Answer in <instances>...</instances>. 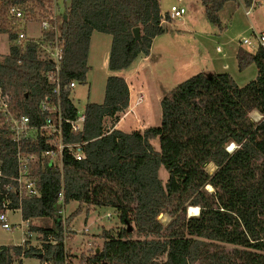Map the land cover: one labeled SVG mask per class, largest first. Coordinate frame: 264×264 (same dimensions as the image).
<instances>
[{
    "label": "trees",
    "instance_id": "1",
    "mask_svg": "<svg viewBox=\"0 0 264 264\" xmlns=\"http://www.w3.org/2000/svg\"><path fill=\"white\" fill-rule=\"evenodd\" d=\"M68 1L61 17L62 87L86 80L93 33L111 37L108 69L124 71L150 55L153 39L171 21L166 16L161 22L159 0ZM232 1L249 8L253 0H199L218 29L219 12ZM12 4L32 16L48 7L43 0L0 5V34L10 43L8 54L0 56V87L33 116L38 100L51 89L40 74L49 65L38 59L33 42H15L17 25L7 15ZM134 28L139 41L132 36ZM236 51L238 70L256 67L253 81L239 87L227 73L199 72L162 95L160 125L142 133L103 129L104 119L125 112L129 104L126 79L109 76L102 103L85 105L84 131L68 140L86 143L85 159H65L62 174L57 169L41 174L40 196L22 199V220L49 218L54 228L29 226L41 235V248L29 241L0 245V264H22V258L38 254L42 263H66L55 206L61 189L65 203H78L69 219L83 207H105L123 225L115 236L105 234L99 251L82 258V264H264V48ZM61 93L62 109L73 118L70 93L63 88ZM254 110L261 118L253 122L249 113ZM4 142L0 138L5 162L11 164ZM230 145L235 148L228 151ZM209 164L215 167L212 173L206 170ZM162 167L165 184L158 178ZM189 206L199 208L196 216H187ZM165 214L170 221L163 225L157 217Z\"/></svg>",
    "mask_w": 264,
    "mask_h": 264
},
{
    "label": "rangeland",
    "instance_id": "2",
    "mask_svg": "<svg viewBox=\"0 0 264 264\" xmlns=\"http://www.w3.org/2000/svg\"><path fill=\"white\" fill-rule=\"evenodd\" d=\"M0 0V5L2 4ZM46 4V9L42 11L35 9L36 17L49 14L52 11L51 0H43ZM176 0H161V9L167 12L171 5L175 4ZM186 7V13L183 18L176 21H171V26L165 23L166 30L160 34V38L154 41L150 50V55L146 59L145 56L138 57L130 67L124 71L112 72L108 69V58L110 45L108 43L104 46L102 43L99 45L93 43L92 57L88 62V71L86 80L77 83L76 87L71 91L70 100L73 106L82 111L86 104L96 103L101 104L104 96V87L106 79L109 76H118L124 78L130 86L132 92V104L134 111L131 115H126L125 112L118 113L114 117H107L103 121V129L107 130L119 129L123 132H144L146 128L158 127L160 125L161 109L159 102L163 94L168 93L180 82L194 76L202 71H208V65H215L212 68L215 70L220 67L223 56L231 53L237 46H240V41L243 38H248L252 32L251 26L255 32L264 31V0H253L249 8L238 4V1H232L226 8L221 11V28L218 29L209 23L204 15L203 7L199 0H183ZM69 3L68 0H57V8L53 10L60 16ZM49 4V5H48ZM228 4V3H227ZM249 11V15L245 14ZM220 13V12H219ZM26 17L30 18L31 15L26 13ZM165 14V13H164ZM232 18V20H231ZM19 24L16 26L17 30H22L29 36L37 37L38 23L36 21L30 24ZM99 36H110L97 33ZM111 38V37H110ZM9 40L5 34H0V56L8 54ZM216 48L219 52H216ZM251 51V49L244 47ZM212 61L211 64L208 61ZM229 62V61H228ZM230 66L227 74L230 75L237 86L242 87L247 83L253 81L257 75V69L253 65L248 66L245 70L240 71L236 66V62H229ZM218 66V67H216ZM221 70V69H219ZM216 71V70H215ZM226 73V72H224ZM254 110L249 113L250 120L258 121L261 115L257 114ZM153 146L158 148L156 141ZM231 147V145L229 146ZM233 147V146H232ZM207 172L212 173L215 167L210 164L206 167ZM159 180L165 184L167 179V171L162 167L158 172ZM211 187V186H210ZM207 190L211 191L212 188L207 186ZM66 207V226L65 233V253L66 264H82L81 259H85L92 254L96 249H100L103 244V236L105 234L115 236L117 232L123 228V225L117 220L116 214L111 208H95L87 209L83 207L81 212L72 219L70 216L77 208L74 201L69 202ZM72 203V204H71ZM189 206L187 209V216L189 214ZM194 207V206H193ZM197 211L198 207H195ZM196 211V215H197ZM106 214H110L108 219ZM195 215V216H196ZM157 219L163 224H167L170 219L165 215H159ZM21 220L20 214H8V223L12 226L17 225ZM51 220V219H50ZM74 220V221H73ZM75 222V224H74ZM33 224H42L44 226L54 225V222L46 218H36ZM81 235L79 239L72 238V227ZM29 226H25V230ZM18 227L10 229L9 231L2 230L0 227V244L18 243L22 237L21 231ZM36 227V226H35ZM125 227V226H124ZM88 229V232L84 230ZM100 232L98 235L93 233ZM87 233V234H86ZM87 236V239L82 236ZM34 246L39 247L41 241L36 238L32 242ZM23 264H43L37 258H26Z\"/></svg>",
    "mask_w": 264,
    "mask_h": 264
},
{
    "label": "built area",
    "instance_id": "3",
    "mask_svg": "<svg viewBox=\"0 0 264 264\" xmlns=\"http://www.w3.org/2000/svg\"><path fill=\"white\" fill-rule=\"evenodd\" d=\"M50 3L53 6L52 11L50 10L49 14L39 17H36L37 13H35L33 16L30 14L31 17L27 18L24 10L16 4L7 8L8 17L17 26L27 22L30 24L32 21L38 23L37 37L29 36L24 31L16 29L15 42L21 45L33 42L36 45L38 59L49 65V68L41 70L40 74L47 85L51 87L49 94L38 100L36 113L33 116L22 112L14 103L13 95L0 87V138L10 146L11 150V164H9L5 162L4 147L0 146V227L5 231L12 230L15 226L18 227L8 223V214L18 212L21 218L18 228L20 230L24 228L21 231L22 237L19 245H23L27 241L26 238L31 236L29 228L25 230V226L27 227L30 221L22 220L21 202L23 198L35 199L40 196V175L53 169L59 170L62 174L65 159L75 161L85 159L83 146L86 143L68 141L71 135L84 131L85 111L84 109L78 111L75 108V116L71 118L67 116L61 106L62 88L71 94L77 82L73 80L64 87L61 85L63 40L60 32L62 19L54 11L57 8V0H51ZM185 13L186 7L183 0H176L175 4L171 5L165 14H162L161 22L165 23L166 16L171 21H176L183 18ZM245 14L248 16V11ZM251 32L252 34L248 38H243L240 41V46L247 47L251 51L264 47V31L258 33L252 30ZM234 148L235 146H233ZM67 205L64 202L63 189H61L57 193L55 206L57 222L62 228L63 243H65L67 230L65 222ZM198 212L199 210L197 214ZM109 215H107V219ZM48 242L55 243L50 237ZM42 244L43 241L38 248H41Z\"/></svg>",
    "mask_w": 264,
    "mask_h": 264
},
{
    "label": "crops",
    "instance_id": "4",
    "mask_svg": "<svg viewBox=\"0 0 264 264\" xmlns=\"http://www.w3.org/2000/svg\"><path fill=\"white\" fill-rule=\"evenodd\" d=\"M238 2H240V1H238ZM231 3V2H230ZM159 4H160V11H161V14H164V13H166V12H164V11H162V9H161V0H159ZM239 5L240 4H242L241 2L240 3H238ZM229 5V3L228 4H226L225 6H224V8H226V6H228ZM223 8V9H224ZM222 9V10H223ZM221 10V11H222ZM221 11H220V13H219V15L221 14ZM248 14H249V11H248ZM220 17H221V15H220ZM231 20H232V18H231ZM171 22V21H170ZM168 25H172L171 23H169ZM250 30L252 31V30H254L253 29V27L251 26V28H250ZM161 36V35H160ZM160 36H158V37H156V38H154L153 39V41H152V44H151V47L153 46V43H154V41H156L158 38H160ZM91 40H90V47H89V52H88V55H89V57H88V62L90 61V59H91V57H92V49H93V43L94 42H96V44H100V43H102L104 46L108 43V45H110V43H111V38L109 37V39H107L108 37H106V36H99L97 33H93L91 36ZM151 47H150V50H151ZM241 46H237L235 49H234V51H232L231 53H228V54H226V55H224L223 56V59L221 60V63H220V67L217 69H215V70H213L212 68H215V67H213V66H215V65H211L212 66V68L211 67H209V65H208V71H203V72H211V73H214V74H216V73H224V72H226L227 73V71H228V69H229V65H228V63L229 62H236V66H237V61H236V50L238 49V48H240ZM241 48H243V47H241ZM264 48V47H263ZM244 50H247V49H245L244 48ZM247 51H249V50H247ZM216 52H219V49H217L216 48ZM150 53V52H149ZM109 54V53H108ZM146 59L148 58V56L147 57H145ZM229 61V62H228ZM211 60L210 61H208V63L209 64H211ZM216 67H218V66H216ZM219 69H221V70H219ZM124 78L126 79V76H124ZM128 83V82H127ZM128 88H129V91H130V86H129V84H128ZM132 92L130 91V95H129V104H128V107L125 109L126 110V112H125V114L126 115H131L130 113L131 112H133L134 111V109H133V107H131V104H132ZM256 111V110H255ZM257 112V111H256ZM258 113V112H257ZM259 114V113H258ZM114 128H117V127H114ZM74 203H76V202H74ZM68 204H70V203H68ZM72 204V203H71ZM77 204V206H78V203H76ZM68 206V205H67ZM95 208H97V207H92L91 209H95ZM99 208H105V207H99ZM76 209V208H75ZM112 209V208H111ZM107 215H109V214H106V218H107ZM47 220H49V221H51L49 218H46ZM35 220V219H34ZM34 220H30V224H32V225H34V226H38V227H42V228H45V229H53L54 228V225H51V226H44V225H42V224H33L32 222L34 221ZM74 221V220H73ZM74 224H75V222H74ZM74 224H73V227H72V233H73V237L72 238H75V239H79L80 237H81V235L80 236H78V233L76 232V230L74 229L75 227H74ZM88 232V229L86 228V230H84V232ZM31 233V236H29V237H27L26 239H27V241H29L30 242V245L31 246H33V247H35V248H38L37 246H34V244L32 243L34 240H36V238H39V240L41 241V235L40 234H38L37 232L36 233H34V232H30ZM100 232H96V233H93L94 235H98ZM87 234V233H86ZM82 238H85V239H87V236H85V234H84V236H82ZM20 240H21V238H20ZM18 241V243L17 244H15V245H18L21 241ZM1 245V244H0ZM5 245H10V243H8V244H5ZM40 245V244H39ZM24 259H26V258H22L21 260H22V264H23V262L25 261ZM38 259V258H37ZM39 260H41V259H39Z\"/></svg>",
    "mask_w": 264,
    "mask_h": 264
},
{
    "label": "water",
    "instance_id": "5",
    "mask_svg": "<svg viewBox=\"0 0 264 264\" xmlns=\"http://www.w3.org/2000/svg\"><path fill=\"white\" fill-rule=\"evenodd\" d=\"M63 19H65V16H63ZM132 36H134V39L136 41H139L140 40L141 35L139 33V29L138 28H134L132 30ZM232 149H233V147H231V149H229L228 151H231ZM128 231H131V227L129 225L127 226V232ZM98 251H99V249H96V252H98ZM41 257H42V254H38L36 258L40 259Z\"/></svg>",
    "mask_w": 264,
    "mask_h": 264
},
{
    "label": "bare ground",
    "instance_id": "6",
    "mask_svg": "<svg viewBox=\"0 0 264 264\" xmlns=\"http://www.w3.org/2000/svg\"><path fill=\"white\" fill-rule=\"evenodd\" d=\"M257 114H258V113H257ZM257 114H254V115L256 116ZM258 115H259V114H258ZM209 165H210V164H209ZM208 187L211 188L209 185H208ZM196 211H197V209H196L195 207H193V206L190 207V208H189V213H190L189 215H190V216H195V215H196Z\"/></svg>",
    "mask_w": 264,
    "mask_h": 264
},
{
    "label": "clouds",
    "instance_id": "7",
    "mask_svg": "<svg viewBox=\"0 0 264 264\" xmlns=\"http://www.w3.org/2000/svg\"><path fill=\"white\" fill-rule=\"evenodd\" d=\"M232 146V145H231ZM229 148V147H228Z\"/></svg>",
    "mask_w": 264,
    "mask_h": 264
}]
</instances>
